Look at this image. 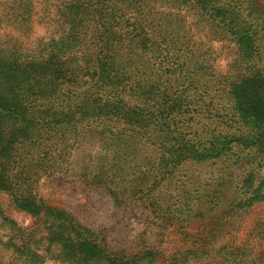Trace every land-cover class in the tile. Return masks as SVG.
<instances>
[{"label":"rangeland","instance_id":"obj_1","mask_svg":"<svg viewBox=\"0 0 264 264\" xmlns=\"http://www.w3.org/2000/svg\"><path fill=\"white\" fill-rule=\"evenodd\" d=\"M13 62L0 264H264V0H0Z\"/></svg>","mask_w":264,"mask_h":264},{"label":"trees","instance_id":"obj_2","mask_svg":"<svg viewBox=\"0 0 264 264\" xmlns=\"http://www.w3.org/2000/svg\"><path fill=\"white\" fill-rule=\"evenodd\" d=\"M13 65L11 68V71L8 73H2L0 75V78L3 77L2 82H10L11 79H14L15 75L14 73L19 72L17 69L20 66H23L21 64H17L13 62ZM17 67V68H15ZM24 67H27L26 65ZM23 73H19V75L17 76V85L20 86L21 83L25 82V78L23 77ZM259 87V86H257ZM251 92H255L256 89L255 88H251L250 89ZM41 93V91L36 92V90H33L32 95H37ZM255 97V96H254ZM261 100V99H259ZM29 107H27L25 105V103L21 100V99H14V97L9 96V98H4L0 96V156L8 154L9 152H11V150L14 148V142L17 140L18 136H19V132L23 131L24 127L23 126H16L14 129L11 130H7L8 126L6 124L7 120H10L11 118H14L16 121H19L21 118L24 119L25 114L27 112ZM3 158L0 157V160H2ZM27 206H29L28 208L30 210H32L33 212H39L40 211V207L36 204H32L28 201V203H26ZM68 239H66L65 241H67ZM94 246L91 243H87L85 248H88V246ZM66 245L64 244V247ZM68 250H73L75 246H73V248L70 246H68ZM80 251H83V253H85L87 255V250L86 249H82ZM89 256V255H88ZM38 257V255H37ZM69 257H71V259H78V253L75 254H69ZM39 261H42V255H40V258H38Z\"/></svg>","mask_w":264,"mask_h":264}]
</instances>
